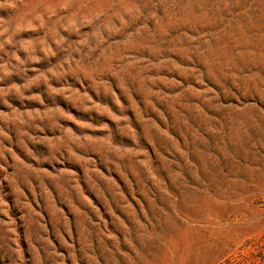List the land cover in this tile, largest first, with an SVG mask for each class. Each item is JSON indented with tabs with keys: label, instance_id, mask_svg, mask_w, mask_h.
<instances>
[{
	"label": "rangeland",
	"instance_id": "374dc122",
	"mask_svg": "<svg viewBox=\"0 0 264 264\" xmlns=\"http://www.w3.org/2000/svg\"><path fill=\"white\" fill-rule=\"evenodd\" d=\"M16 3L0 264H264V0Z\"/></svg>",
	"mask_w": 264,
	"mask_h": 264
},
{
	"label": "clouds",
	"instance_id": "9594fccd",
	"mask_svg": "<svg viewBox=\"0 0 264 264\" xmlns=\"http://www.w3.org/2000/svg\"><path fill=\"white\" fill-rule=\"evenodd\" d=\"M0 8L16 9V0H0ZM9 27L11 29V33H16L22 30L21 22L19 20H16L15 17L13 18V21L10 22ZM5 32L8 33V29H5Z\"/></svg>",
	"mask_w": 264,
	"mask_h": 264
}]
</instances>
